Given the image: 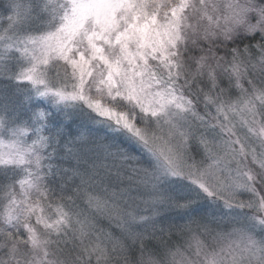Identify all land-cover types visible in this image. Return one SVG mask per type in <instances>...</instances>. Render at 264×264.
I'll return each mask as SVG.
<instances>
[{"label": "snow or ice", "instance_id": "snow-or-ice-1", "mask_svg": "<svg viewBox=\"0 0 264 264\" xmlns=\"http://www.w3.org/2000/svg\"><path fill=\"white\" fill-rule=\"evenodd\" d=\"M0 10V264H264V0Z\"/></svg>", "mask_w": 264, "mask_h": 264}, {"label": "trees", "instance_id": "trees-1", "mask_svg": "<svg viewBox=\"0 0 264 264\" xmlns=\"http://www.w3.org/2000/svg\"><path fill=\"white\" fill-rule=\"evenodd\" d=\"M0 14H2V10H0ZM169 222H170V221H169ZM165 227H167L166 224H165ZM113 229H115V226H114V225H113ZM164 238H165V239H168V238H169L168 235H167V233L165 234V237H164ZM172 239H173V240L176 239V236H175V232H174V231H173ZM206 239L211 243L212 238L207 237Z\"/></svg>", "mask_w": 264, "mask_h": 264}, {"label": "rangeland", "instance_id": "rangeland-1", "mask_svg": "<svg viewBox=\"0 0 264 264\" xmlns=\"http://www.w3.org/2000/svg\"><path fill=\"white\" fill-rule=\"evenodd\" d=\"M210 238H212L211 236H209ZM226 242V241H225Z\"/></svg>", "mask_w": 264, "mask_h": 264}]
</instances>
